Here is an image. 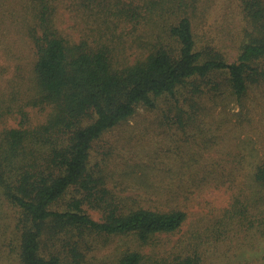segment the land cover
I'll return each mask as SVG.
<instances>
[{
    "label": "rangeland",
    "instance_id": "rangeland-1",
    "mask_svg": "<svg viewBox=\"0 0 264 264\" xmlns=\"http://www.w3.org/2000/svg\"><path fill=\"white\" fill-rule=\"evenodd\" d=\"M244 1L0 0V134L33 129L50 115V108L39 106L34 75L33 39L41 34L45 6L57 37L110 49L122 67L144 53L142 41L166 39L164 23L183 17L200 44L235 63L247 34ZM225 78L219 72L198 95L179 89L178 109L168 97L156 108L139 107L92 143L88 173L100 183L82 210L96 222L103 221L106 205L118 214L180 211L185 219L176 232L141 246L133 234L58 225L44 229L40 254L56 264H119L131 251L143 264H174L195 254L201 264H264V188L254 184L264 166V81L249 84L237 98ZM74 195L69 190L52 210H66ZM20 216L0 196V264H20Z\"/></svg>",
    "mask_w": 264,
    "mask_h": 264
},
{
    "label": "trees",
    "instance_id": "trees-1",
    "mask_svg": "<svg viewBox=\"0 0 264 264\" xmlns=\"http://www.w3.org/2000/svg\"><path fill=\"white\" fill-rule=\"evenodd\" d=\"M47 10L45 6L40 15L41 34L33 40L38 55L37 101L51 109L50 115L33 129L0 134V196L21 213L16 225L20 264L57 263L55 258L46 260L40 247L44 229L58 225L106 236L133 234L141 246L156 235L176 232L185 219L180 211L118 214L106 205L103 221L96 222L82 210L100 183L88 173L92 143L131 118L137 108H156L160 98L173 99L178 109L179 89L201 94L219 72L226 74V84L237 98L249 84L264 81V0L243 2L248 27L235 63L200 44L190 18L183 17L164 23L166 39L142 41L144 53L118 67L110 49H92L84 41L71 44L57 37L49 27ZM254 181L264 188V166L257 168ZM69 190L75 195L67 209L53 211ZM119 264H143V258L131 251ZM174 264H201V259L195 254Z\"/></svg>",
    "mask_w": 264,
    "mask_h": 264
}]
</instances>
